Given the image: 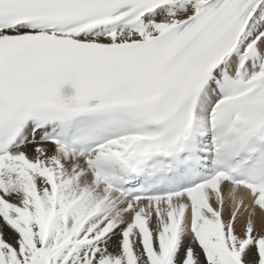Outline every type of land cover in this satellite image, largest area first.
Segmentation results:
<instances>
[{
  "label": "snow or ice",
  "instance_id": "6c2138e0",
  "mask_svg": "<svg viewBox=\"0 0 264 264\" xmlns=\"http://www.w3.org/2000/svg\"><path fill=\"white\" fill-rule=\"evenodd\" d=\"M0 264H264V0H0Z\"/></svg>",
  "mask_w": 264,
  "mask_h": 264
},
{
  "label": "rangeland",
  "instance_id": "374dc122",
  "mask_svg": "<svg viewBox=\"0 0 264 264\" xmlns=\"http://www.w3.org/2000/svg\"><path fill=\"white\" fill-rule=\"evenodd\" d=\"M28 151H29V153L31 154V149H30V148H29V150H28Z\"/></svg>",
  "mask_w": 264,
  "mask_h": 264
},
{
  "label": "bare ground",
  "instance_id": "6f19581e",
  "mask_svg": "<svg viewBox=\"0 0 264 264\" xmlns=\"http://www.w3.org/2000/svg\"><path fill=\"white\" fill-rule=\"evenodd\" d=\"M226 218H227V213H226Z\"/></svg>",
  "mask_w": 264,
  "mask_h": 264
}]
</instances>
